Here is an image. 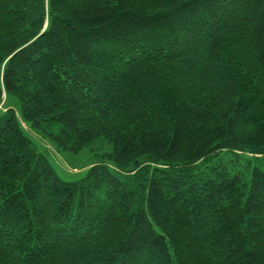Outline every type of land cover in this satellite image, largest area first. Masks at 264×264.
I'll return each mask as SVG.
<instances>
[{"label": "trees", "instance_id": "16d2710c", "mask_svg": "<svg viewBox=\"0 0 264 264\" xmlns=\"http://www.w3.org/2000/svg\"><path fill=\"white\" fill-rule=\"evenodd\" d=\"M0 264H264V0H0Z\"/></svg>", "mask_w": 264, "mask_h": 264}, {"label": "rangeland", "instance_id": "374dc122", "mask_svg": "<svg viewBox=\"0 0 264 264\" xmlns=\"http://www.w3.org/2000/svg\"><path fill=\"white\" fill-rule=\"evenodd\" d=\"M33 138L38 142L41 137L40 133L34 129H29ZM41 140L45 142L48 147V151L51 153L49 156L52 158L55 166L57 167L59 173L66 179H76L85 174L88 165L94 161L98 160V153L88 152L84 150L79 154H72L65 150L56 147L52 142H50L46 137Z\"/></svg>", "mask_w": 264, "mask_h": 264}]
</instances>
